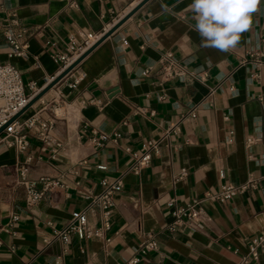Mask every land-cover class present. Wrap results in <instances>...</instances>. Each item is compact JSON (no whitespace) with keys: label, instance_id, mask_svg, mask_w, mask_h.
Wrapping results in <instances>:
<instances>
[{"label":"crops","instance_id":"crops-1","mask_svg":"<svg viewBox=\"0 0 264 264\" xmlns=\"http://www.w3.org/2000/svg\"><path fill=\"white\" fill-rule=\"evenodd\" d=\"M138 2L0 0V62L13 64L23 84L42 88L58 71L56 56L66 52L71 36L101 34ZM191 2L147 0L82 59L86 76L78 86L53 85L21 114L54 118L50 133L62 146L52 152L30 137L18 152L0 143V226L9 223L0 231V264H117L133 256H140L138 264H237L247 252L264 227V122L259 133L254 126L255 117L264 118V65L254 79L238 58L264 43V0L228 53L200 47ZM7 31L21 33L22 56L10 55ZM167 50L186 68L182 81H163L154 72ZM147 66L150 76L142 74ZM177 121L178 132L160 138L150 163L131 171V152ZM92 130L106 136L101 145L90 140ZM27 154L33 159L26 179L61 182L35 206L24 202L18 171ZM181 168L186 174L178 177ZM103 178L122 182L109 227L97 209L88 211L87 225L99 235L72 232L64 252L55 232L73 212L87 210L84 192H101ZM248 178H258V185L223 202L202 201L210 216L203 228L170 229L169 199H203ZM147 234L156 249L141 255L138 245ZM249 264H264V253Z\"/></svg>","mask_w":264,"mask_h":264},{"label":"built area","instance_id":"built-area-1","mask_svg":"<svg viewBox=\"0 0 264 264\" xmlns=\"http://www.w3.org/2000/svg\"><path fill=\"white\" fill-rule=\"evenodd\" d=\"M73 5L75 3L71 2L70 6ZM104 32L94 35L87 31H80L75 36H71L66 52L56 56V59L60 61V66L56 74L49 78L47 84L79 58ZM20 36L21 33L6 32L5 37L10 46V55L22 56L24 54L25 44L19 41ZM81 61L82 59L54 85L61 82L70 89L78 86L86 76L85 72L80 68ZM238 64L242 66L249 65L252 70V77L257 79L259 76V68L264 65V43L261 46L248 49L244 55L238 58ZM152 71V67L147 66L143 69L142 74L144 76H150ZM154 72L163 81L174 78L182 81L187 74L184 64L171 50L164 51L160 54ZM40 89L34 82H29L26 85L23 84L20 74L13 64L0 62V127L6 124L0 133V143L6 148H14L18 152H24L29 146L30 137L39 140L45 147H51L52 152H56L61 148L62 144L50 133L54 125V118L43 119L38 112H32L24 117L20 115L9 122ZM145 111V108L136 110V112L140 113H144ZM150 113L152 114V112ZM188 115L194 116L193 111L191 110ZM184 118L185 115L181 116L180 119ZM178 130L179 121L163 130L158 138H147L137 151L131 152L132 162L130 164V170L137 173L147 166L152 157L159 152L160 138L168 135L170 132H178ZM116 136L117 134H115ZM105 139L106 136L104 134H98L97 131L92 130L90 140L93 143L101 145ZM32 159V155L27 154L23 164L18 166L20 183L24 189V202L27 206L39 204L47 193L51 191L53 186L61 185V182L57 179L51 180L44 177L38 180L26 179L24 176L26 165ZM185 174V169L181 168L177 176L181 177ZM261 179L264 180V174L261 176ZM258 180V178H248L245 182L239 184H223L215 192H206L203 199L194 198L184 204L177 203L174 198L169 199L166 205L170 210V229L172 230L184 224H187L192 229L203 228L210 221V216L202 204L204 199L207 198L212 201L223 202L247 189L255 188L258 185ZM100 183L101 192L97 194L91 190L84 192V198L87 201V210L73 212L70 222L55 232L56 237L62 242L64 252L68 245L69 234L72 232L86 237L99 235L98 230H91L87 225L88 211L93 212L97 209L100 212L103 227H109L111 209L114 206L113 196L122 189V182L120 179L108 180L103 178ZM15 218L16 216L12 215L10 220H14ZM8 229L9 223L0 226V231H8ZM1 243L0 239V246ZM154 249H156V241L152 235L147 234L138 245V251L141 255H145ZM261 253H264V227L259 229L251 239L247 247V252L240 257L237 264H249L251 261L257 260ZM139 261L140 256H133L117 264H138Z\"/></svg>","mask_w":264,"mask_h":264},{"label":"clouds","instance_id":"clouds-1","mask_svg":"<svg viewBox=\"0 0 264 264\" xmlns=\"http://www.w3.org/2000/svg\"><path fill=\"white\" fill-rule=\"evenodd\" d=\"M262 0H192L187 10L193 13V30L200 37V47L228 53L235 49L242 35L249 31ZM264 118L255 117L260 132Z\"/></svg>","mask_w":264,"mask_h":264},{"label":"water","instance_id":"water-1","mask_svg":"<svg viewBox=\"0 0 264 264\" xmlns=\"http://www.w3.org/2000/svg\"><path fill=\"white\" fill-rule=\"evenodd\" d=\"M147 0H139L137 4H135L128 12H126L121 18H119L110 28H108L99 38L98 40L89 47L79 58H77L74 62H72L65 70H63L60 74H58L53 80H51L48 84L43 86L39 92H37L29 102L13 117L9 120L12 121L19 117L32 103H34L37 99H39L48 89H50L62 76H64L70 69H72L81 59H83L90 51H92L101 41H103L107 36H109L121 23H123L129 16H131L142 4H144ZM7 122V123H9ZM6 125V124H5ZM0 127V133L4 126Z\"/></svg>","mask_w":264,"mask_h":264}]
</instances>
